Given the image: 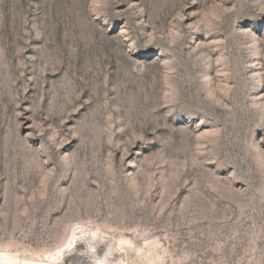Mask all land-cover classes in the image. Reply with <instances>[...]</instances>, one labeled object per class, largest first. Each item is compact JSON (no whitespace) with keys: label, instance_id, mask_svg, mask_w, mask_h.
Segmentation results:
<instances>
[{"label":"rangeland","instance_id":"rangeland-1","mask_svg":"<svg viewBox=\"0 0 264 264\" xmlns=\"http://www.w3.org/2000/svg\"><path fill=\"white\" fill-rule=\"evenodd\" d=\"M25 262L264 264V0H0V264Z\"/></svg>","mask_w":264,"mask_h":264},{"label":"bare ground","instance_id":"bare-ground-1","mask_svg":"<svg viewBox=\"0 0 264 264\" xmlns=\"http://www.w3.org/2000/svg\"><path fill=\"white\" fill-rule=\"evenodd\" d=\"M72 242H70V244H71ZM10 262H14V260L13 259H11V261ZM11 264V263H10ZM25 264H50V262H47V263H43V262H40V263H28V262H25Z\"/></svg>","mask_w":264,"mask_h":264}]
</instances>
